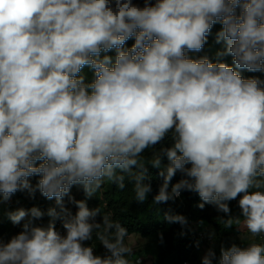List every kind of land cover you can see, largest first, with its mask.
Listing matches in <instances>:
<instances>
[{"label":"clouds","instance_id":"clouds-1","mask_svg":"<svg viewBox=\"0 0 264 264\" xmlns=\"http://www.w3.org/2000/svg\"><path fill=\"white\" fill-rule=\"evenodd\" d=\"M216 24L234 67L189 56ZM237 69L264 73V0H0V200L38 190L59 209L46 227L38 207L10 212L25 222L0 237V264H140V240L87 199L131 183L143 204L150 168L162 178L152 205L195 192L253 240L221 246L218 264H264V79ZM216 259L209 248L201 264Z\"/></svg>","mask_w":264,"mask_h":264},{"label":"trees","instance_id":"trees-1","mask_svg":"<svg viewBox=\"0 0 264 264\" xmlns=\"http://www.w3.org/2000/svg\"><path fill=\"white\" fill-rule=\"evenodd\" d=\"M136 2L142 4L143 0H136ZM220 28L219 24L214 25L202 51L189 54L196 59L206 56L212 62H224L234 67L231 56L218 55L225 48L223 42L217 43L216 40V34ZM133 43L134 39H129L125 47H130ZM109 55L115 56V51L113 50ZM237 71L244 78L258 77L264 79V73L261 72H249L240 69H237ZM83 72L87 79H92V71L90 69L85 68ZM149 171L152 192L143 204L135 201L131 183H127L123 191L119 190L115 185L105 184L96 196L90 200L87 199L89 208L100 207L102 214L110 213V219L125 226L129 230V235L136 233L147 240L144 244L143 252L150 256L149 264H184L187 259L192 261L193 264H201L197 255V238L190 231L194 227L195 229H206L209 227L215 232L216 246L214 251L217 259L214 260V264H218L221 246L230 247L232 244H236L245 247L248 243L253 242L247 235H234L235 232L239 231L235 221H233L232 227H227L225 221L220 219L225 217V214L218 212L214 205L206 204L203 209H200L198 204L201 201L195 192L182 191L180 197L175 200L152 205V198L157 194L162 178L158 175V169L150 168ZM181 178L182 174L177 172L172 183L178 182ZM30 179L31 183L35 185L38 177ZM81 194L85 195L82 189ZM6 203L7 211L0 215V237L5 240L19 233L22 230V224L25 222L21 221L19 225L13 224L9 219L10 212L18 208L30 209L38 207L45 215L41 219L34 221V223L46 227L51 219L47 215L48 209L57 208L59 211L55 199L49 200L45 198L38 190L34 196H30L26 190L18 191L11 197V202ZM65 205L75 213L76 208L68 203L67 197H65ZM169 211L185 216L187 224L182 226L179 223H169L165 219V213ZM231 215L239 216L240 210L231 208ZM96 219L99 221L101 217L97 216ZM255 242L260 243L261 238H256Z\"/></svg>","mask_w":264,"mask_h":264},{"label":"rangeland","instance_id":"rangeland-1","mask_svg":"<svg viewBox=\"0 0 264 264\" xmlns=\"http://www.w3.org/2000/svg\"><path fill=\"white\" fill-rule=\"evenodd\" d=\"M189 56H191V55L189 54ZM191 57L193 58V56H191ZM71 195L73 197H75V199H77V200L86 198L85 195L81 194V189H80L79 186H73V188L71 189ZM90 199H92V198H90ZM230 207L240 210L239 207H238V202L236 200H233V201L230 202ZM6 211H7V203H6V201L0 200V215L4 214ZM235 211H237V210H235ZM195 230L196 229L194 227L190 231H191V233L193 235L196 236V232L197 231H195ZM234 235H238V236H242L243 235L244 236V235H247V234L244 233V232H241V230L239 229V231L235 232ZM214 236H215V242H214V244L212 246H209V247L206 246V244L201 239L197 238V242H199V246L197 247V255L200 258L199 259L200 263H201L202 256L207 252V250L209 248H212L213 250L215 249V246H216V235H215V232H214ZM127 239H128L129 243H133V242H135L137 240H140V242H141L140 245L136 249H134L135 256L132 257V260L136 261L137 258H141L142 262H140V264H149L150 263V259H149L150 256H147L143 252V247H144V244L146 243L147 240L144 237H142L141 235L136 234V233L130 234ZM93 242L95 243V246H96V253L102 255L104 253V249L99 244V241L96 240L95 237H94Z\"/></svg>","mask_w":264,"mask_h":264},{"label":"built area","instance_id":"built-area-1","mask_svg":"<svg viewBox=\"0 0 264 264\" xmlns=\"http://www.w3.org/2000/svg\"><path fill=\"white\" fill-rule=\"evenodd\" d=\"M6 202L10 203L11 202V198L9 200H6ZM55 226H56L58 231H61V232L64 231L63 228H62V224H61L60 220H56V225ZM195 231H197L196 232V238L201 239L206 244V246L209 247V246H212L214 244L215 236H214V231L211 230V228H209V227H207L206 229L205 228H200V229H196ZM92 243L95 245V243L93 241H92ZM95 251H96V246H95ZM139 259H140V262H142V259L141 258H139ZM199 259L200 258L198 257V261L200 262ZM184 264H193V262L190 261L189 259H187V260L184 261ZM213 264H214V261H213Z\"/></svg>","mask_w":264,"mask_h":264}]
</instances>
